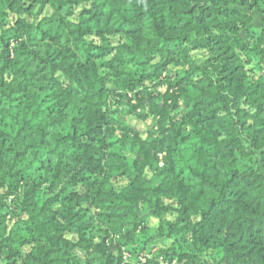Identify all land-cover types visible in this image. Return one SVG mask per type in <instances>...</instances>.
Masks as SVG:
<instances>
[{"label": "trees", "instance_id": "obj_1", "mask_svg": "<svg viewBox=\"0 0 264 264\" xmlns=\"http://www.w3.org/2000/svg\"><path fill=\"white\" fill-rule=\"evenodd\" d=\"M261 8L0 0V264H264Z\"/></svg>", "mask_w": 264, "mask_h": 264}, {"label": "rangeland", "instance_id": "obj_2", "mask_svg": "<svg viewBox=\"0 0 264 264\" xmlns=\"http://www.w3.org/2000/svg\"><path fill=\"white\" fill-rule=\"evenodd\" d=\"M245 9H247V7ZM258 12L259 13H258V16L256 18V21L253 24L255 28H259L261 26L264 8L259 9ZM166 86H167V84H163V85H161L159 87V89L163 92L166 89ZM153 88L154 87L151 86L150 87V90H153ZM157 101H159V100H157ZM138 111H141V108H138ZM128 121H129V123L131 122V124H133L137 128H140L141 130H143V129L146 128V124H147L146 122H140L137 119H129V118H128ZM147 122L148 123H151V119H149ZM141 240H139V241H141ZM141 244H142L141 242H138L136 248L133 249V251H130V250L129 251H127V250L125 251L124 256L125 255L127 256L126 257L127 258L126 260H129L130 262H133L134 264H144L145 263V261L147 260V257H149L150 254H144L143 255V253H140L139 252L138 249H140ZM156 249H158V248H156V247L153 248V251L156 250ZM77 251H78V254L82 258L85 257V252L84 251H82V250H77ZM161 261L163 262V264H186L185 261L179 260V258H176L175 257V258H172L171 259V258L165 257L164 255L163 256L162 255L160 256V258H159V264H161Z\"/></svg>", "mask_w": 264, "mask_h": 264}, {"label": "built area", "instance_id": "obj_3", "mask_svg": "<svg viewBox=\"0 0 264 264\" xmlns=\"http://www.w3.org/2000/svg\"><path fill=\"white\" fill-rule=\"evenodd\" d=\"M126 257H127V256L125 255V256H124V258H125V259H127ZM161 264H163V262H162V261H161Z\"/></svg>", "mask_w": 264, "mask_h": 264}]
</instances>
